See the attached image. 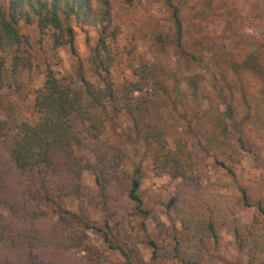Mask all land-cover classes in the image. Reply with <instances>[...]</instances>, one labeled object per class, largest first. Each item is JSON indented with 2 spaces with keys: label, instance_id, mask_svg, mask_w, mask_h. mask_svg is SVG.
Segmentation results:
<instances>
[{
  "label": "trees",
  "instance_id": "obj_1",
  "mask_svg": "<svg viewBox=\"0 0 264 264\" xmlns=\"http://www.w3.org/2000/svg\"><path fill=\"white\" fill-rule=\"evenodd\" d=\"M119 1L129 6L134 0ZM164 1L172 11L173 41L178 54L188 61H200L203 57H196L182 43L179 7L170 0ZM112 11V0H0V89L16 87L22 72L31 70L34 64L32 43L20 32L19 22L36 25L41 34L48 36L52 50L64 45L74 50L72 21L99 29L96 44L87 57L95 81L82 72L77 83L67 75L47 71L43 84L33 91L36 119L0 126V205L11 210L9 217L0 214V264H119L86 241L87 230L101 233L108 247L123 256L136 253V240L125 247L118 238L125 222L123 216H152L154 207L144 203L140 170L135 168L128 173L123 169L122 152L103 137L112 113L121 112L130 117L135 139L150 153L154 173L182 179L177 195L168 201L161 195L153 200L154 204L172 208L180 222V234L169 227L166 230L173 239V256L181 264L204 262L209 239L217 237V223L234 222L238 245L246 247L251 255L254 250L264 253V235L241 222L236 215L238 205L203 183L198 163L174 129L175 103L170 88L160 80L157 63L140 60L130 65L132 79L118 84L110 79V68L117 57L110 40L118 33ZM204 112L201 123L207 117ZM221 116L220 113L209 140L225 133ZM220 144L222 152L239 153L235 147L232 152L230 144L226 146L221 140ZM83 148L94 157L93 191L82 182L87 168L79 155ZM52 194L90 202L97 199L105 211L103 225H95L85 215L65 209ZM40 198L54 205L57 213L67 214L73 223L58 224L48 211L34 208L32 200ZM247 203L243 191L242 204ZM259 209L264 213L263 206ZM240 226L245 229L243 232ZM147 241L156 258L158 243L151 238ZM74 247H81L84 255L72 256Z\"/></svg>",
  "mask_w": 264,
  "mask_h": 264
},
{
  "label": "rangeland",
  "instance_id": "obj_2",
  "mask_svg": "<svg viewBox=\"0 0 264 264\" xmlns=\"http://www.w3.org/2000/svg\"><path fill=\"white\" fill-rule=\"evenodd\" d=\"M170 1L179 7L182 43L203 59L188 61L178 54L173 41L172 11L164 0H134L129 6L112 0L113 26L118 33L110 40L117 57L109 77L118 84L133 78L130 65L140 60L157 63L160 80L170 88L175 103L174 129L198 163L203 183L234 201L241 222L264 235V213L259 209L264 207V0ZM71 25L74 50L70 45L52 50L48 36L41 34L36 25L19 22L20 32L32 43L34 64L31 70L22 72L16 87L0 89V126L36 119L33 91L43 84L47 71L67 75L77 83L82 72L87 79L95 81L87 57L96 44L99 29L74 21ZM205 110L207 117L201 123ZM220 113L225 133L210 142ZM103 137L122 152L123 169L128 173L135 168L140 170L141 195L146 206L154 207V215L123 216L120 242L126 247L132 240L137 241L136 253L128 251L129 256L110 249L101 233L87 230L86 241L101 255L119 264H181L173 256V239L166 230L169 227L180 234V222L172 208L154 204L153 200L161 195L168 201L177 195L182 179L154 173L150 153L135 139L133 124L125 112L112 113ZM220 140L226 146L230 144L232 152L235 147L239 153L222 152ZM169 141L172 143L173 139L170 137ZM79 155L87 164L82 182L93 191L96 188L94 157L86 148L80 149ZM243 191L248 197L246 205L242 204ZM52 197L65 209L85 215L95 225H103L105 211L97 199L90 202L75 197L57 198L54 194ZM32 202L34 208L48 211L54 222L66 226L73 223L67 214L57 213L55 206L43 198ZM0 214L9 217L11 210L0 205ZM156 219L165 227H160ZM215 227L217 237L209 239V251L202 264H264V253L254 250L251 255L246 247L238 245L234 222L217 223ZM244 230L240 226V231ZM149 238L159 245L156 258L152 257ZM84 253L81 247H74L70 254L80 258Z\"/></svg>",
  "mask_w": 264,
  "mask_h": 264
}]
</instances>
